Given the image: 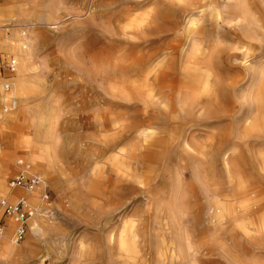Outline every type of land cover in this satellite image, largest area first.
I'll list each match as a JSON object with an SVG mask.
<instances>
[{"label":"rangeland","instance_id":"rangeland-1","mask_svg":"<svg viewBox=\"0 0 264 264\" xmlns=\"http://www.w3.org/2000/svg\"><path fill=\"white\" fill-rule=\"evenodd\" d=\"M225 2L0 0L13 46L0 49V84L17 64L0 88V198L32 213L23 241L5 230L0 264H264V40ZM19 159L47 200L8 187Z\"/></svg>","mask_w":264,"mask_h":264},{"label":"bare ground","instance_id":"bare-ground-1","mask_svg":"<svg viewBox=\"0 0 264 264\" xmlns=\"http://www.w3.org/2000/svg\"><path fill=\"white\" fill-rule=\"evenodd\" d=\"M228 2H225V7L226 8V11L223 10L224 12L227 13H234L235 15L238 14L241 15V18H242V23H244L243 25V28H244V32L247 36V38H252L254 37L255 35H259L260 37L263 38L264 40V0H256V4H255V7H256V10H257V14H254L253 12V8L251 9L249 4H248V0H226ZM232 2H235V4L237 5L235 7V5H233L234 3ZM192 14V13H191ZM232 15V14H230ZM195 16V15H194ZM237 16V17H238ZM190 17V16H188ZM196 17V16H195ZM186 19V18H185ZM191 19V18H190ZM239 19V18H238ZM188 20V19H187ZM235 20V18H234ZM237 20V19H236ZM235 20V21H236ZM190 21V20H189ZM197 22V21H196ZM187 25V24H186ZM185 26V25H184ZM241 28V27H240ZM0 29H2V26H0ZM239 29V27H238ZM237 29V30H238ZM198 30V29H197ZM243 32V33H244ZM188 34V33H187ZM216 36V35H215ZM220 36V35H219ZM190 37V36H189ZM195 37V36H193ZM217 37V36H216ZM244 37V36H243ZM258 39V36H256ZM15 38L17 39V34L15 33ZM10 40V36L8 37L7 35L5 36V40L1 41L0 40V49H9V50H12L13 46L11 45V42L9 41ZM201 40V39H200ZM244 40V39H243ZM254 40V39H253ZM262 40V41H263ZM252 40H250L251 42ZM261 39H260V42L262 43ZM264 44V43H263ZM15 51L18 52L19 54V57L21 58V60L23 61L24 58L23 56L20 54L21 52H23L22 50V47L20 45L18 46H15L14 47ZM199 49V48H198ZM242 54V53H241ZM246 54V53H245ZM248 54V53H247ZM196 54H194L195 56ZM248 56V55H247ZM154 57V56H153ZM192 57V56H190ZM151 58V57H150ZM195 58V57H194ZM198 58V56H197ZM199 58H200V55H199ZM202 58V57H201ZM158 59V58H157ZM223 60V59H222ZM191 61V60H190ZM194 61V60H193ZM164 62V61H163ZM196 59H195V62L196 63ZM22 65H20V67L18 66V73L19 71L21 72V70H23V68H25V64L24 63H21ZM198 64V62H197ZM241 66V65H240ZM256 68V67H255ZM246 69V67H245ZM207 72V71H206ZM260 72V70H259ZM165 73V72H164ZM163 73V74H164ZM167 74V73H166ZM165 74V75H166ZM17 80H19L20 78V75L18 74L16 76ZM204 78V77H203ZM162 79V78H161ZM248 79V78H247ZM204 80V79H203ZM205 81V80H204ZM16 85V84H15ZM192 86V85H191ZM248 92H247V101H248V104H249V108H250V114H251V117H252V126L254 125L255 129L256 130H261V127H262V122H261V118H260V114H259V106H260V77H259V73L257 71H253L250 75V78H249V84H248ZM243 87V86H242ZM188 89V88H187ZM186 89V90H187ZM190 89V88H189ZM244 89V88H243ZM245 93V92H244ZM194 96V95H193ZM243 97V96H242ZM244 98V97H243ZM3 101V100H2ZM189 102V101H188ZM197 102V101H196ZM185 104V103H184ZM246 104V103H245ZM189 105V104H188ZM247 106V105H245ZM193 109V108H192ZM250 127H251V124H249ZM249 128V127H248ZM245 130V129H244ZM247 131V130H246ZM257 132V131H255ZM252 134V133H251ZM258 134V132H257ZM23 144V143H22ZM23 146H26V144L22 145ZM29 148H30V145H28ZM25 148V147H23ZM26 149V148H25ZM32 149V148H31ZM25 151V150H24ZM28 153L30 154V157L32 158V161L36 162V163H39L40 166H42L44 163V158L42 153L41 152H37L36 149L34 150H27ZM11 162V155L10 154H2L1 157H0V169H1V174L4 176L6 174V172H8V167H9V164ZM44 168V167H43ZM2 178H0L1 180ZM56 186V185H55ZM29 193V192H28ZM2 195L5 196V197H8L9 200H12V201H15L18 199V194L15 193V192H9V191H2ZM32 226H33V232L34 233H37L40 231V228L38 227V224L36 222H32ZM12 242V240H11ZM7 249V248H6ZM13 252L14 250L13 249H7L6 252Z\"/></svg>","mask_w":264,"mask_h":264},{"label":"built area","instance_id":"built-area-1","mask_svg":"<svg viewBox=\"0 0 264 264\" xmlns=\"http://www.w3.org/2000/svg\"><path fill=\"white\" fill-rule=\"evenodd\" d=\"M4 67L10 76L5 78V82L0 84L2 92H8L14 84V74L17 70L15 59L10 58L5 62ZM13 79V80H12ZM16 101L11 100L4 111H11L16 108ZM18 171L16 175L8 181V187L11 190L22 189L26 192H33L36 189H42L41 198L47 200V185L44 179L37 173H33L31 166L19 159L16 161ZM32 213L27 210V202L24 198H19L16 202H10L6 198H0V238L9 225L14 226V232L11 237L13 243L23 241L28 230V219Z\"/></svg>","mask_w":264,"mask_h":264}]
</instances>
